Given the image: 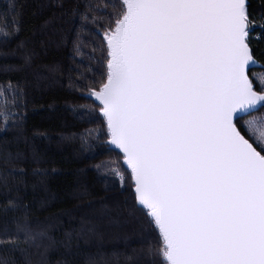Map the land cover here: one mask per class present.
Wrapping results in <instances>:
<instances>
[{
    "label": "snow or ice",
    "instance_id": "6c2138e0",
    "mask_svg": "<svg viewBox=\"0 0 264 264\" xmlns=\"http://www.w3.org/2000/svg\"><path fill=\"white\" fill-rule=\"evenodd\" d=\"M116 7L104 35L103 80L87 95L99 102L135 198L162 235V264H264V142L251 127L264 126V115L238 123L264 107V84L258 94L247 72L258 66L248 0H117ZM10 91L19 95L0 85V136L21 126ZM22 156L0 148L4 164ZM9 176L23 170L0 171V190ZM4 204V212L15 207ZM12 223L0 225V264H52L58 246L72 255L73 239L95 231L85 226L57 241L46 226ZM88 264L98 262L89 256Z\"/></svg>",
    "mask_w": 264,
    "mask_h": 264
},
{
    "label": "trees",
    "instance_id": "16d2710c",
    "mask_svg": "<svg viewBox=\"0 0 264 264\" xmlns=\"http://www.w3.org/2000/svg\"><path fill=\"white\" fill-rule=\"evenodd\" d=\"M116 4L0 0V34L9 33V38H0V85L10 83L19 93L10 91L9 96L18 101L10 110L21 125L0 136V148L23 153L19 160L0 161V171L23 170V176H9L7 189L0 190V225L14 228V220L26 218L33 226L48 227L59 241L65 233L94 225L87 215L90 209L97 208L93 214H99L93 233L73 239L72 255L61 246L51 252L52 264L65 259L68 264H88L89 256L98 264H162L160 233L137 204L131 172L109 145L98 104L87 95L103 80L104 35ZM248 5L256 21L250 48L259 65L264 62V0H248ZM247 72L260 93L252 76L264 74V66ZM117 170L122 172L119 179L113 176ZM8 199L15 207L4 212Z\"/></svg>",
    "mask_w": 264,
    "mask_h": 264
},
{
    "label": "rangeland",
    "instance_id": "374dc122",
    "mask_svg": "<svg viewBox=\"0 0 264 264\" xmlns=\"http://www.w3.org/2000/svg\"><path fill=\"white\" fill-rule=\"evenodd\" d=\"M104 42H105V45H106V41L104 40ZM253 79L256 81V83H257V86L259 85V87L261 88V85L262 84H264V74H261V73H258V74H254L253 76ZM258 94H260L259 92H258ZM261 115H264V110L262 111V112H259V113H255V114H253L251 117H247V118H245V119H243V121H242V124H244V122L245 121H250V120H252V117H256V116H261ZM251 127H253L254 129H256V132H257V138L258 139H260L261 140V142H264V126H257L254 122L252 123V125H251ZM126 165V164H125ZM127 167V166H126ZM130 170V169H129ZM130 172H131V170H130ZM94 210H98L97 208H92V209H90V211L87 213V215H92V217H93V224L95 225V228H96V225H97V223H96V220H95V217L99 220V214H95V216H94V214H93V212H94ZM154 222V221H153ZM157 227V226H156ZM157 230H158V227H157ZM158 232H159V230H158ZM160 236H161V239H162V235L160 234ZM17 258V260H19V257H16Z\"/></svg>",
    "mask_w": 264,
    "mask_h": 264
},
{
    "label": "water",
    "instance_id": "95a60500",
    "mask_svg": "<svg viewBox=\"0 0 264 264\" xmlns=\"http://www.w3.org/2000/svg\"><path fill=\"white\" fill-rule=\"evenodd\" d=\"M259 66V65H258ZM258 66H250L248 69H247V71L249 70V69H254V68H257ZM93 101H94V103L97 105V104H99V102L98 101H96L95 100V97H90ZM109 145H111V143L109 142ZM111 146H113V145H111ZM114 148H115V146H113ZM116 149V148H115ZM118 150V149H117ZM118 152H119V150H118ZM124 164H126L125 162H124ZM137 204H138V201H137ZM139 205V204H138Z\"/></svg>",
    "mask_w": 264,
    "mask_h": 264
}]
</instances>
